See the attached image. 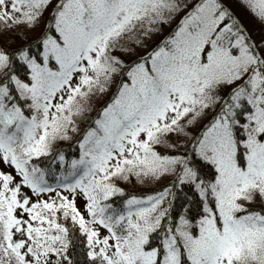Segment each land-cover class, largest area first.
<instances>
[{"label":"snow or ice","instance_id":"6c2138e0","mask_svg":"<svg viewBox=\"0 0 264 264\" xmlns=\"http://www.w3.org/2000/svg\"><path fill=\"white\" fill-rule=\"evenodd\" d=\"M239 2L264 24V0ZM50 6L32 42L0 44V163L13 170H0V264H264V40L220 0H0V38L35 31ZM186 9L138 60L116 55ZM77 132L79 158L53 186L34 161ZM172 134L190 146L163 155ZM130 175L172 183L118 210L113 180ZM183 188L198 216L171 211Z\"/></svg>","mask_w":264,"mask_h":264},{"label":"rangeland","instance_id":"374dc122","mask_svg":"<svg viewBox=\"0 0 264 264\" xmlns=\"http://www.w3.org/2000/svg\"><path fill=\"white\" fill-rule=\"evenodd\" d=\"M220 3L231 14V17H232L231 22L242 26L243 29L246 30V34L249 35L253 41L259 43L262 40H264V24H261L260 21L257 19V17L247 7L243 6L239 2V0H220ZM50 11H51V6H50L49 10L44 13L43 18L40 21L39 28H37L35 31L27 32V33H30L32 35L31 37H36L39 34L40 29H42L44 27L45 22L47 21L46 16H48ZM186 11H187V9L185 11H182V12L176 14L174 16V18L170 21V23L163 25L159 34L152 35L150 38H143L144 39L143 46L135 48L134 52H131V53L117 52L116 55L120 56L121 59L125 62V64H129L130 62H132L134 60H138L139 57L142 55L140 53L141 48L145 47L144 49L146 51L143 54H146L148 51H151L153 48H155L157 45H159L161 43V41L176 28V26L178 25L181 18L186 14ZM7 33L8 34H4L2 38H6V37L10 38L12 40V42L16 43V44H19L20 42L25 41V39L23 37H21L22 34H25V31L22 28H14L13 30H11ZM14 34H18L19 39L14 40L13 39ZM117 80H119V76H117ZM115 87H116V85L114 83L106 95H104L103 97H98L93 101L92 106H91V109L92 108L93 109L91 111L86 112L84 117L80 120L79 125L82 124L83 122L87 121L89 119V116L94 114L93 111H94L95 106H99L104 100L109 99V97L111 96ZM221 95H224V93H221ZM101 99H103L102 102H100ZM206 119L207 118H205V120L201 121L199 124L192 126L191 129H188V131H190V133L192 135L197 134L198 130L200 129L202 124L204 122H206ZM172 141H176V143H177L176 149L168 148V147L161 145V146H157V149H160L158 151L163 155H171L172 152H174L176 154L178 152H183L186 147L190 146L188 144V141L183 137H181L180 140L177 141L175 134H172ZM172 141H170V142H172ZM77 149L79 150L78 145H77ZM78 158H79V154H78V156H76L72 159H78ZM0 170H3L5 172H12L13 171L11 168H9L8 166H6L2 163H0ZM131 176H133L135 178L136 183L138 182L139 186L142 189H153V188H155V187H147L148 185L146 186L145 184H143L142 183L143 181L151 182V183L153 182L152 186H158L159 187L162 185V183H164L163 185H165V183H168L172 180V177H170V176H165V177L160 178L159 180H156L152 177L137 178L135 175H130L127 180H125L123 178H116L113 180V183L115 184L116 187L121 188V190H123V188H129L130 189V187L132 186V184H129V180H130ZM167 187H169V184L167 185ZM158 192H160V191H158ZM82 202L83 201L81 200L80 203H82ZM100 231L102 234H107L106 230L103 228H101Z\"/></svg>","mask_w":264,"mask_h":264},{"label":"trees","instance_id":"16d2710c","mask_svg":"<svg viewBox=\"0 0 264 264\" xmlns=\"http://www.w3.org/2000/svg\"><path fill=\"white\" fill-rule=\"evenodd\" d=\"M48 17H49V14H48V16H46V20H48ZM5 34H8V33H5ZM31 36L32 35L30 33L22 34L21 37H23L25 39V41L20 42L19 44L13 43L12 40L10 38H7V37L6 38H0V44H3L4 47L8 48L11 51L12 49L19 47L22 44H28V43L32 42L35 39V37H31ZM144 48H141V50H140V53L142 55H145V54H143L146 51ZM20 75H21V77L24 76L23 70H20ZM102 100L103 99H101L100 102H102ZM105 101H107V99L104 100L99 106H95L94 111H93L94 114L89 116V119L87 121H85L79 125L81 130L84 129V127L87 125V123L89 121L93 120L96 117L97 110L100 109L104 105ZM21 104H23L22 101H21ZM24 111L26 113H28V109L26 106L24 107ZM70 136L72 138L69 140L57 142V144L53 147L50 155L40 157L37 161H34L41 168H43L45 170L46 179L53 186H55L57 183V180H56L57 177H62V176L67 174V172L69 171L68 165L73 160L72 158L78 156V154H79V150L77 149V145H78L77 138L80 136V133L79 132L70 133ZM157 150H160V149H157ZM173 154H176V153L172 152L171 155H173ZM59 155L64 156L63 166H61V162L58 159ZM137 183L135 181V178L133 176H131V178L129 180V184H132V186L130 187V189L129 188H123V190H122L123 195L116 194V195L110 197L109 200L106 201V203H112L113 207L117 208L118 210L122 209L125 201L127 199L131 198L132 196H136L137 198H143V197H146L148 195L156 194V193H158V191H162L165 187H167L168 184L170 187L172 180L168 183H165V185H163L164 183H162V185L159 187L158 186H152L153 182L152 183L151 182H145V181L142 182L146 186L148 185L147 187H155L153 189H142L139 186V183L138 184ZM174 190L179 193V196L175 200H172L171 196L168 197L169 200H172L171 211L173 212V214H176V213L182 214V213H184L185 209H190V213H189L190 215L198 216L200 211H201L198 195L194 191H189L187 188L174 189ZM186 195L192 197V200L190 203H186V201H185ZM182 205H183V207H181ZM165 207H167V205H165ZM177 219H178V216H177ZM154 243H158V241H154ZM76 252L77 253L81 252V248L77 247ZM74 258L79 259L81 262H83L85 259L84 256H79V257H74Z\"/></svg>","mask_w":264,"mask_h":264}]
</instances>
